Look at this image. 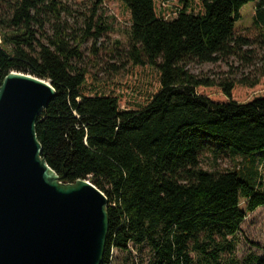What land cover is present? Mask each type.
Segmentation results:
<instances>
[{"label":"trees","instance_id":"trees-1","mask_svg":"<svg viewBox=\"0 0 264 264\" xmlns=\"http://www.w3.org/2000/svg\"><path fill=\"white\" fill-rule=\"evenodd\" d=\"M102 1L93 0L81 29L66 23L71 11L61 0H0V83L16 71L54 88L35 125L41 155L63 182L88 180L106 196L101 264H237L225 256L246 214L264 206V90L242 101L231 92L264 76V0L255 3L252 37L234 28L249 0H161L175 1L172 17L155 0H119L129 27L115 53L123 66H149L158 75L147 102L126 109L117 96L85 93L92 74L82 45L91 38V54L99 50L106 28L92 17ZM230 59L257 62L256 75L214 79L187 69ZM213 86L226 100L196 91ZM205 154L240 160L211 170L201 166ZM240 264H264V254Z\"/></svg>","mask_w":264,"mask_h":264},{"label":"water","instance_id":"water-1","mask_svg":"<svg viewBox=\"0 0 264 264\" xmlns=\"http://www.w3.org/2000/svg\"><path fill=\"white\" fill-rule=\"evenodd\" d=\"M49 80L10 71L0 83V264H101L107 198L88 180L63 182L41 155L35 125Z\"/></svg>","mask_w":264,"mask_h":264},{"label":"rangeland","instance_id":"rangeland-1","mask_svg":"<svg viewBox=\"0 0 264 264\" xmlns=\"http://www.w3.org/2000/svg\"><path fill=\"white\" fill-rule=\"evenodd\" d=\"M61 1L71 11V14L63 16L66 23L81 29L85 28V19L92 13L93 0ZM256 1L249 0L240 8V17L234 24L236 33H245L251 37L254 34L251 23ZM155 2L157 8L158 6L160 8L162 1L155 0ZM175 5V1H173L166 6V17L173 16ZM92 19L93 22H102L106 29L96 39V47L99 50L95 56L91 54L93 39H88L82 45L84 55L86 56L85 60L90 64L89 68L92 74L86 77L85 93L97 92L117 96L121 109L138 108L144 105L150 95L158 89L157 72L149 66L140 67L131 64L123 66V59L119 58V55L113 49L116 41L120 42L119 48H124L127 44V29L129 27V14L127 10L119 0H103L95 9ZM91 62L95 63V65H92ZM110 64L116 65L118 69L116 71L112 70L109 67ZM255 68H257V62L253 65H246L234 59L216 63L191 62L187 64V69L193 74L201 77L208 76L214 79L226 76L234 79L242 77L253 78L256 75ZM262 90H264V76L252 88L236 84L231 92V97L242 101ZM196 91L212 100H226L224 94L216 86L198 87ZM239 160L238 157H229L227 155L214 160L211 154H205L201 159V166L211 170H223L232 168L233 163ZM258 166L259 173L262 176V180H264V164L259 163ZM240 207L244 208L243 200L240 201ZM234 243L233 254L226 255L225 258H235L237 259V264H240L250 255L261 256L264 254V206L258 207L253 212L246 214L239 226V231L236 233ZM142 255L143 257L146 256L147 250H143ZM190 255L195 259L196 254L194 252H190Z\"/></svg>","mask_w":264,"mask_h":264},{"label":"built area","instance_id":"built-area-1","mask_svg":"<svg viewBox=\"0 0 264 264\" xmlns=\"http://www.w3.org/2000/svg\"><path fill=\"white\" fill-rule=\"evenodd\" d=\"M162 5H163V6H168L169 3H168V2H166V3H162Z\"/></svg>","mask_w":264,"mask_h":264}]
</instances>
